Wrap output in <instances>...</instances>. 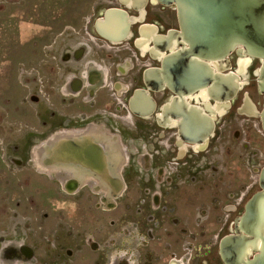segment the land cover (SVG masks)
<instances>
[{
    "label": "rangeland",
    "instance_id": "1",
    "mask_svg": "<svg viewBox=\"0 0 264 264\" xmlns=\"http://www.w3.org/2000/svg\"><path fill=\"white\" fill-rule=\"evenodd\" d=\"M116 5L119 0H0V264H101V251L93 249L104 247L109 216L115 220L125 216L123 208L113 203L117 194L111 195L112 210L103 209L108 207L101 198L108 178L110 184L150 183L145 175L154 170L148 143L153 131L138 125L140 120L129 108L124 125L117 113H107L110 119L96 117L94 128L84 135L88 139L83 140L58 133L82 126H60L55 108H40L38 100L44 46L67 35L76 44L87 36L86 27H94ZM79 28L85 30L83 34L77 33ZM136 37L131 33L126 39V51L120 52L118 45L106 46V54L101 55L111 68L120 56L127 60L124 72L131 74L133 57L141 55L133 46ZM93 38L100 42L96 33ZM100 50L96 44L95 51ZM95 61L104 66L97 55ZM95 71L97 83L101 72L96 65ZM250 92L254 100L259 99L257 88ZM251 136L264 152L261 137L255 132ZM86 144L96 149L88 162L83 155ZM62 146L74 149L62 152ZM229 158L227 175L180 189L176 216L190 219L189 231L183 232V224L175 225L168 241L177 252L185 243L191 264H205L198 255L211 246L216 250L223 225L219 218L233 209L230 195L241 196L244 187L253 184L258 187L259 177L248 172L237 145ZM140 169L147 172L139 179Z\"/></svg>",
    "mask_w": 264,
    "mask_h": 264
},
{
    "label": "flooded vegetation",
    "instance_id": "2",
    "mask_svg": "<svg viewBox=\"0 0 264 264\" xmlns=\"http://www.w3.org/2000/svg\"><path fill=\"white\" fill-rule=\"evenodd\" d=\"M141 5L142 1L136 0L135 5L129 7L128 11L132 15L141 17L142 11L139 10ZM144 9V23L156 25L160 36L167 35L171 31L174 49L177 50L179 42L177 33L181 32L178 9L149 1ZM134 26L132 34L135 33L137 36L138 30ZM85 30L87 35L84 37L85 40H79L76 44L72 40L73 36L67 35L60 41L55 40L44 46V56L41 59L40 96H38L40 108H55L57 118L61 119L59 125L71 127L94 125L96 117L110 119L111 116L107 113L111 115L117 113L124 125L127 108H133L131 101L135 99L137 102L139 97L136 98L135 95L140 90L148 91L147 94L153 101L155 100L157 108L149 117L143 116L139 110L135 113L131 112L140 120L138 125L146 126L153 131L148 143H151L154 153V170L145 175L150 178L145 180L150 182L149 184L144 183V180L142 184H127L125 180L123 184L112 185L111 190L101 196L103 204L108 206L103 208L104 211L110 212L111 195L117 194L113 203L120 205L125 215L120 220L110 219L109 216L107 231L104 233V247L102 250L93 249V251H101V264H191V254L185 243L181 252H177L168 241L175 225L183 224V232L189 231L190 219L176 216L180 189L190 185L198 186L207 179L214 180L227 175L230 171L229 151L236 145L248 172L252 176L259 177L258 187L254 189L255 184H253L244 187L241 196L230 195L233 209L219 218L223 225L216 250L211 246L204 254L198 256L205 258V264L210 262L211 264H243L235 254L237 242L227 245L225 252L222 251L221 242L227 236L238 235L236 233L238 219L244 216L249 200L262 191L260 175L264 169V152L252 142L251 133L255 132L261 137L259 144L264 149V94L260 92L258 86V72L263 61L242 54L236 49L226 62L212 64L216 74L221 72L227 75L237 74L240 77L236 90L232 83L226 91L208 92L204 87V75H202L204 71L200 61L199 80L194 83L197 89L195 94L187 95L190 86L186 82L182 89L176 88L182 83L180 81L182 76H188L185 72L168 74L169 86L166 85L163 92H155L154 82L149 81L151 89L148 88L145 73L161 67L158 58V48L161 46L158 42L134 40V48L145 55L133 57L135 63L132 60L131 74L128 76L123 68L127 61L125 58L124 62L120 56L113 61L112 68L115 69L112 71L111 63L101 55L106 54V46L110 47V44L120 46V52L128 50L125 45L126 40L115 42L103 38L93 25L86 27ZM85 30L79 28L77 33L83 34ZM95 33L100 37V44L93 38ZM96 44L102 50L96 52ZM96 55L101 64L108 68L107 73L95 64ZM95 65L98 72H101L97 83ZM238 65H240L239 69H237ZM249 69L252 72L246 77ZM170 84L174 87L172 88ZM254 87L257 88L258 100H254L250 92ZM245 89L247 91L243 92ZM176 92L182 93V97H178ZM207 94L212 103H217L214 110L204 105ZM190 101L193 105L189 104ZM164 106L169 108L167 119L157 115ZM74 108H86V111L75 115L68 112ZM96 108H107L108 112L106 109L96 111ZM110 108L114 109L111 111ZM134 108H146V105L139 101ZM191 125L201 128L204 126L203 131L188 132V127ZM123 129L120 125V134ZM100 148L105 152L102 145ZM138 172L143 174L141 177L138 176L140 179L147 170L140 169ZM187 197L189 198V193ZM229 226V233H226L225 230ZM115 229L117 231H114ZM244 229L248 227L244 225ZM243 234L245 233L242 230L241 235ZM182 236L184 238V235ZM253 254L251 252L250 257Z\"/></svg>",
    "mask_w": 264,
    "mask_h": 264
},
{
    "label": "water",
    "instance_id": "3",
    "mask_svg": "<svg viewBox=\"0 0 264 264\" xmlns=\"http://www.w3.org/2000/svg\"><path fill=\"white\" fill-rule=\"evenodd\" d=\"M123 7L136 0H119ZM141 17H131L127 9L121 7L108 8L102 19L95 23L97 33L103 38L115 42H121L129 38L132 31V23L142 22L145 15L144 7L150 3H160L164 6H172L178 9L181 23L178 49H174L172 32L167 35H156L155 25H143L139 29L141 39L137 41L152 40L159 43L158 58L161 67L157 70H148L145 73V81L150 88V82H154V91L163 92L166 85L169 86V75L185 72L187 77L182 76L180 85L176 88H183L185 82L190 86L187 95L196 93L195 81L199 80L198 63L202 66L205 88L209 91H226L232 86L238 88L240 77L237 74L227 75L225 73H214L212 64L226 62L230 54L238 49L242 54L260 58L263 64L258 72V86L264 94V0H141ZM143 54V53H141ZM206 70V71H205ZM151 74H154L152 76ZM201 75V77H202ZM171 81V80H170ZM173 88L174 85L170 84ZM148 91L136 92L137 102L132 99L130 112L143 113L145 117L151 116L156 111V102L147 94ZM178 97L182 93L176 92ZM204 105L214 110L217 103L208 99ZM139 101L146 108H134ZM190 105L193 103L190 101ZM190 108H187L189 110ZM207 110L206 108H204ZM185 110V109H183ZM169 108H160L162 119H167ZM212 125V123H210ZM201 126H189L188 132H201ZM260 186L262 191L252 197L246 205L243 217L239 218L236 227L238 235H230L222 240V251L229 244L237 242L236 253L243 264H264V169L260 175ZM253 219V220H252ZM240 222V226H239ZM244 225L248 229H244ZM245 234L241 235V231ZM249 237V238H248ZM240 242H242L240 244ZM254 253L250 257V253Z\"/></svg>",
    "mask_w": 264,
    "mask_h": 264
},
{
    "label": "crops",
    "instance_id": "4",
    "mask_svg": "<svg viewBox=\"0 0 264 264\" xmlns=\"http://www.w3.org/2000/svg\"><path fill=\"white\" fill-rule=\"evenodd\" d=\"M120 2V1H119ZM132 6V2L130 1V4L129 5H127L126 7H123L122 5H121V3H120V5H116V6H112V7H121V8H124V9H127L128 10V8L129 7H131ZM144 11H145V9H144ZM130 15H131V13H130ZM131 17H134V18H137L138 16H136V15H131ZM133 24V23H132ZM135 24H137L138 25V27H137V30H138V33H137V37H136V40H138V39H141V36H140V33H139V29H140V27H142L143 25H154V24H152V23H144V21H142V22H135ZM133 26V25H132ZM156 26V25H155ZM131 33H132V31H131ZM155 34L156 35H159L158 34V31H156L155 32ZM83 111H86V108H82V109H79V108H74L73 110H71V111H68L69 113H72L73 115H75L76 113H80V112H83ZM158 114V113H157ZM159 114H161L160 112H159ZM83 127V128H82ZM82 127H78V128H75V129H66V128H64V129H62V133H71V134H73L71 137H76V138H78V139H83V140H85V139H88V137H84V135H88V131H90V129L91 128H94V125H86V127H84V126H82ZM68 137H70V136H68ZM43 145L44 146H46L47 144H46V142L45 143H43ZM67 149H69V151L68 152H70V151H72L73 149H74V147H72V146H70V147H64V146H62L61 147V150H62V152H64L65 150H67ZM96 149L94 148V146H91V145H89V144H86V146H85V148H84V150H83V155H85L87 158H85V160L88 162V159L90 160L91 159V155H92V153L95 151ZM67 152V153H68ZM66 153V154H67ZM105 153V152H104ZM65 154V155H66ZM104 156H106V155H104ZM94 158H95V154H94ZM109 180H107L108 181V183H109V185L106 187V191H108V190H111V186L112 185H115V184H110V178H108ZM118 185L120 184V183H117ZM67 185V183H65L64 184V186H66ZM80 190V189H79Z\"/></svg>",
    "mask_w": 264,
    "mask_h": 264
},
{
    "label": "bare ground",
    "instance_id": "5",
    "mask_svg": "<svg viewBox=\"0 0 264 264\" xmlns=\"http://www.w3.org/2000/svg\"><path fill=\"white\" fill-rule=\"evenodd\" d=\"M96 65L98 66L99 69H103L105 71V73L108 72V68L106 66L100 65L98 63H96Z\"/></svg>",
    "mask_w": 264,
    "mask_h": 264
}]
</instances>
